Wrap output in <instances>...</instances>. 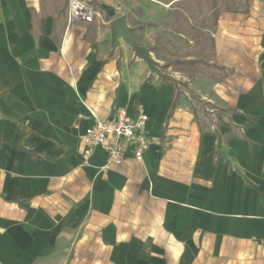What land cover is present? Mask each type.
Returning <instances> with one entry per match:
<instances>
[{
  "label": "crops",
  "instance_id": "1",
  "mask_svg": "<svg viewBox=\"0 0 264 264\" xmlns=\"http://www.w3.org/2000/svg\"><path fill=\"white\" fill-rule=\"evenodd\" d=\"M50 1L0 0V264H264V0L219 15L192 96L111 44L114 8L184 0H83L92 23L67 6L35 35ZM121 107L152 144L106 171L82 137Z\"/></svg>",
  "mask_w": 264,
  "mask_h": 264
},
{
  "label": "rangeland",
  "instance_id": "2",
  "mask_svg": "<svg viewBox=\"0 0 264 264\" xmlns=\"http://www.w3.org/2000/svg\"><path fill=\"white\" fill-rule=\"evenodd\" d=\"M245 0H184L170 7L144 9L136 7L114 8L113 15H125L136 29V39L146 47L158 62L157 73L180 81V93L188 92V79L200 76L211 77L214 69L209 63L214 59L216 31L219 15L227 8L243 11ZM92 8H98L93 4ZM97 14H94V18ZM199 60L195 66L177 64L178 61ZM202 114H208L212 122L211 107L197 102ZM203 105V106H202ZM205 124V121H203Z\"/></svg>",
  "mask_w": 264,
  "mask_h": 264
},
{
  "label": "built area",
  "instance_id": "3",
  "mask_svg": "<svg viewBox=\"0 0 264 264\" xmlns=\"http://www.w3.org/2000/svg\"><path fill=\"white\" fill-rule=\"evenodd\" d=\"M94 14L97 12L88 2L69 0V21L83 19L92 23ZM148 121L149 116L143 110L132 115L126 107L117 108L110 119L95 116L93 124L86 129L82 137L84 156L89 158L97 148L104 149L107 162L103 170L106 171L122 164L129 148H132L133 156L137 161H143L152 144L147 132Z\"/></svg>",
  "mask_w": 264,
  "mask_h": 264
},
{
  "label": "water",
  "instance_id": "4",
  "mask_svg": "<svg viewBox=\"0 0 264 264\" xmlns=\"http://www.w3.org/2000/svg\"><path fill=\"white\" fill-rule=\"evenodd\" d=\"M113 48H117L121 40L128 44L135 52L140 60L148 63L149 68L153 72H158L157 61L153 58L149 50L141 46L136 39V29L129 25L128 18L121 15L110 22Z\"/></svg>",
  "mask_w": 264,
  "mask_h": 264
},
{
  "label": "trees",
  "instance_id": "5",
  "mask_svg": "<svg viewBox=\"0 0 264 264\" xmlns=\"http://www.w3.org/2000/svg\"><path fill=\"white\" fill-rule=\"evenodd\" d=\"M233 3H236L235 1L231 0ZM69 0H51L49 2V8L47 11V14H41L39 15L36 10L32 9V31L35 35H39L40 33V21L41 18H44L46 16H50L54 18V27H53V36L56 38L55 33L57 31V18H61L62 16L65 15L66 8L68 6ZM44 9V7H43ZM226 11H231L232 8H227L225 9ZM109 18V17H108ZM110 20V18H109ZM199 63V60H186V61H178L177 64L181 65H189V66H195L196 64ZM220 70H223V68H218ZM161 80L165 83H171L178 87L179 85H182L180 81L175 80L173 77L166 76L165 74L161 73L160 74ZM225 77L224 75H221L220 78ZM179 90V88H178ZM180 93V90L178 94ZM176 106V102L173 104V108ZM220 144V143H219Z\"/></svg>",
  "mask_w": 264,
  "mask_h": 264
}]
</instances>
